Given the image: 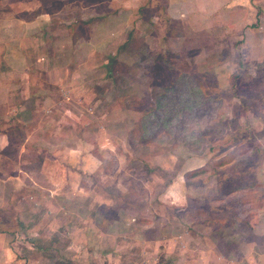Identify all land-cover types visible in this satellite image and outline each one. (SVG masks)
Masks as SVG:
<instances>
[{
    "label": "rangeland",
    "instance_id": "374dc122",
    "mask_svg": "<svg viewBox=\"0 0 264 264\" xmlns=\"http://www.w3.org/2000/svg\"><path fill=\"white\" fill-rule=\"evenodd\" d=\"M128 1L142 2L0 0L5 39L16 34L8 18L47 10L61 16L54 22L70 16L80 30L74 39L88 45L78 51L84 66L54 38L50 48L31 47L35 60L51 63L34 65V80L22 86L31 96L18 101L32 106L17 107L19 121L1 108L14 131L0 160V203L13 202L19 216L10 222L11 211L0 210V220L14 229L12 242L19 231L17 258L79 264L73 255L82 253L80 263L97 264L110 250L114 264H264V0L237 11L217 5L208 14L220 15V24L204 23V41L189 44L174 42L188 26L183 19H164L161 42L155 34L144 44L136 21L121 34L125 10L133 11ZM152 1L135 16L157 4L166 12L165 0ZM108 20L104 28L119 34H93ZM89 54L94 66L84 60ZM64 76L79 84H62ZM97 191L116 202L107 221L94 207Z\"/></svg>",
    "mask_w": 264,
    "mask_h": 264
},
{
    "label": "crops",
    "instance_id": "0c3cea01",
    "mask_svg": "<svg viewBox=\"0 0 264 264\" xmlns=\"http://www.w3.org/2000/svg\"><path fill=\"white\" fill-rule=\"evenodd\" d=\"M141 1L142 2L140 3L136 1H132L133 5L132 3H130V1H128V5H127L128 7L126 9L130 10L131 8V10L137 11L141 9L142 6H145L146 3H148V5L145 8L153 7L152 0H145V2L143 0ZM244 2H250V0H247V1L246 0L245 1L244 0H165L164 4L166 5V12H164V8H163L164 5L162 6L158 4L155 6L156 7L155 12H151L149 14H146L143 12L141 13V15L135 16L133 11L128 12L125 10V13H126L125 19L128 20L129 18V22L127 20L124 22V25H123L124 29L121 32V34H125V32H127V34L131 33L133 31V28H132L133 23L136 21L135 23H137L136 28L138 30V34L142 37L140 38V40H142L144 44L145 43L147 44L150 38L155 34H156V39H157L156 42L158 41L161 42L162 36H164V33H166L165 31L166 24L168 26V22L165 21L164 19L165 18L171 19L173 24H176L178 19H183L182 20L183 23L187 24L188 26L182 30V33L180 32L181 34L179 35V37H177L176 41L174 42L177 43L179 39L183 40L185 44L186 43L189 44V42L192 39H196L197 41L199 40L204 41L203 37L206 35V33H209L210 31L205 28L204 23L207 22L208 27H211L210 26L211 19H218L214 21V23H217V26L221 22L220 15H218L219 17H214L213 15L210 16L208 12L215 11L217 5H218L217 9L220 8V9H223L224 11H229V10L237 11L241 9L239 5L244 4ZM222 3H227V4L224 5ZM137 4H139V7ZM145 8H143V11L147 10ZM240 15H237V20H239ZM137 16L139 17L138 20H137ZM69 17L70 16L68 17L63 16V19H65L66 22H64L63 19L57 22H54L53 20H55L56 18H61V16H59V14H56V13L53 15L52 13L47 12V10L39 13L38 15L34 16V18L30 20H27L26 18L21 17L19 14L17 16H14V17L12 16L11 18H8V20L6 21V24H7L6 28L11 29L13 34H14V31L16 32L15 35H12L10 40L5 39V37L3 36L4 33L0 32V148H1L0 149V160H3V152H2L3 149L9 146L11 143H13V139H12L13 136H11L13 134L11 133H13L14 131V127H12L11 125H9V127L8 126L4 127L5 121H3L2 116L8 110L3 112L1 108L2 107L4 108V106L5 107L7 106L8 109L11 110L10 112L15 113L19 121L20 120L19 114L17 111L15 112V110L18 109L17 107H20V111H23V110H28V108L32 106L30 100H28L27 102L21 101L22 103L19 102L18 100H20L19 99L20 97H22L23 99H28L31 96L28 88L22 87V86L23 84H29V82L34 80L35 75L32 70L33 66L35 65V66H41V67H47V68L51 66L50 59L48 58L46 59L44 57H37L35 60L33 56H31L29 49H31V47L34 49V46H35L37 49L42 50V48L38 47V45L40 44L42 47L44 46L43 50L50 48L51 42L54 38L55 39L54 42L56 44L67 46V47L69 46L73 51V57H76L74 58L76 60L75 63H77L78 66H84L82 64L83 60L80 59V58H84L83 57L84 55H79L78 51L82 49L87 50L88 45L84 43L82 37H79V39L78 37H76L74 39L72 34L74 32H78V31L80 32V30L78 29V27L74 28V24L71 23V21H69L70 20ZM3 19L4 18L0 16V21H2ZM110 20L104 23L99 22L100 25H98L96 29L94 27L93 34L98 32V29L101 34L102 33L109 34L110 30H108L107 28H104L105 27L104 24L110 22ZM170 30H175V28L170 29ZM90 33H92V29ZM175 33L177 32L175 31ZM110 34L113 37V34L117 35L119 33L115 32V28H114L113 31L111 30ZM88 39L92 40L93 37H89ZM173 39H175V37H173ZM89 42H91L89 45L94 44L93 40ZM46 44L48 45L45 46ZM185 47L187 49L190 48V46H187V45H185ZM58 60L60 59L59 58H57L56 60L51 59V62L52 64L60 65L59 63L61 61H58ZM84 60L91 62V66H94L95 63L97 62V61H94L91 54H89V57ZM86 64L88 65V63ZM60 67L62 66H59V68ZM61 69H63V67ZM5 70L7 71V74L9 73L8 76H10V78L9 77L7 78V80L9 81L7 83L4 81V79L6 78L5 73H4ZM19 71L24 72L25 74H23L22 77H20L19 74H17L19 73ZM92 75L93 74L86 75L85 77H83V80H85L86 78ZM68 78H69L68 76H64L62 84L66 83V85L67 84L71 85V83H74V82H77L79 84L78 79H74V78L68 79ZM16 83H20L21 85L20 91H18L19 88L17 89L16 85L18 84ZM78 87L79 86L77 85L74 88L76 89ZM5 90L6 92H4ZM71 90H72L71 88H67V87L66 89H63L64 96L69 97V93ZM15 124L17 123L15 122ZM69 151L75 155V158H77V153H76L77 150L70 149ZM67 152L68 150L62 154H64V156L65 155L68 156L69 154L67 155ZM87 155L90 157H93L91 154H87ZM58 156L63 157L61 154H59ZM100 194L101 193L97 191L96 192L97 196H94L95 198L94 207L98 209L97 211L104 210V214H102L104 217H100V218H103L102 221H107V218H109L108 215H110L109 213L111 211L115 212L117 210V207H115L116 202L113 199H110V197H104L103 195L101 196ZM13 204L14 203L12 202L10 205H8V202L3 203L2 201L0 203L1 211L9 210L11 211V214H13V215H9L12 217V219H10V222L14 221L17 218V215L19 214V213L17 214L18 212L17 210H19L17 206L13 207L14 210H16L17 212L9 208V206ZM104 204H107L105 205V208H103ZM96 221L97 220H95V223H94L95 225H96ZM109 221H110L109 223L117 224L116 219H115V222H113L112 219H109ZM15 224L17 225L16 221H15ZM8 227L10 226L4 225L3 219L0 220V264H26L24 259L21 260V258L19 257L17 258L16 253H19L17 250V247H15V251L13 248L15 241L18 239L17 241L19 242L21 238V236L19 238V231L18 233H16L18 238L15 237L14 239L15 241L12 242L11 237L13 238L14 229L11 230ZM95 231L97 232V229ZM97 240L98 239L96 238V241ZM97 246L99 245L97 244ZM200 250L204 251V250H207V248L205 246H200ZM112 252L108 250L105 253L106 255H108V258H109L108 260L105 254L100 256L97 264H114V260H113L114 252L113 253ZM84 256H86V254L82 255L81 253L80 256L73 255V258H76L75 262L82 264L80 262ZM60 260H61L60 263L64 261L63 263L65 264H73L72 261H69L68 259L66 260V257H63V256H60Z\"/></svg>",
    "mask_w": 264,
    "mask_h": 264
}]
</instances>
